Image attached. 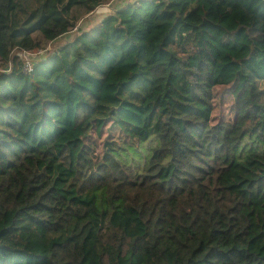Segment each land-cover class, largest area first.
Masks as SVG:
<instances>
[{"label": "trees", "instance_id": "trees-1", "mask_svg": "<svg viewBox=\"0 0 264 264\" xmlns=\"http://www.w3.org/2000/svg\"><path fill=\"white\" fill-rule=\"evenodd\" d=\"M111 1L0 0V264H264V0Z\"/></svg>", "mask_w": 264, "mask_h": 264}, {"label": "rangeland", "instance_id": "rangeland-1", "mask_svg": "<svg viewBox=\"0 0 264 264\" xmlns=\"http://www.w3.org/2000/svg\"><path fill=\"white\" fill-rule=\"evenodd\" d=\"M141 1H138V2H135V3H139ZM134 4V3H133ZM114 7V6H113ZM112 7V9H113ZM111 7L109 6L108 8H106V11L107 10H112ZM109 12V11H108ZM79 25H78V28L79 29H86L87 26H90V25H93L95 23V19L94 20H91V18H87L86 20H82L81 22L78 20ZM76 23V25H77ZM73 35V32L67 34L66 38L67 40L70 39ZM38 38V37H36ZM40 41L41 39L38 38ZM60 40H64V38L60 39ZM58 42L54 43V44H57ZM41 45H43V47L47 48V44H45V42L41 41ZM43 53V52H41ZM45 53V52H44ZM19 55V54H18ZM44 56V54H43ZM21 58V57H20ZM231 106V99L228 97L227 93L226 92H223L220 94V92L217 90L216 91V94H215V97H214V101H213V108H212V111H211V118H212V122L216 121L217 119H226V120H229L231 117H232V113L231 111L229 110ZM140 148H147V145H142ZM141 152L142 149H141ZM129 159L133 160V162H136V158L137 157H132V155L130 156H127ZM140 159H143V155L141 154L140 156Z\"/></svg>", "mask_w": 264, "mask_h": 264}, {"label": "crops", "instance_id": "crops-1", "mask_svg": "<svg viewBox=\"0 0 264 264\" xmlns=\"http://www.w3.org/2000/svg\"><path fill=\"white\" fill-rule=\"evenodd\" d=\"M138 1H144V0H112L107 5H104V6H101V7H97L93 12H91L90 14L84 16V18H91V20L94 17H96V16H97V18H101V17L104 16L105 13L113 12L115 10H118V9H121V8L125 7L126 5L133 4V3L138 2ZM109 6L111 7V9H112L113 6L114 7H113L112 10H107L106 11V8H108ZM84 18H82V19H84ZM62 38H65V37H62Z\"/></svg>", "mask_w": 264, "mask_h": 264}, {"label": "built area", "instance_id": "built-area-1", "mask_svg": "<svg viewBox=\"0 0 264 264\" xmlns=\"http://www.w3.org/2000/svg\"><path fill=\"white\" fill-rule=\"evenodd\" d=\"M74 30V29H73ZM44 52L43 50H39L36 53H29L25 51H21L17 54V56L20 58L21 61V70L22 73L27 74L31 71L32 68V62L37 59L42 53Z\"/></svg>", "mask_w": 264, "mask_h": 264}, {"label": "clouds", "instance_id": "clouds-1", "mask_svg": "<svg viewBox=\"0 0 264 264\" xmlns=\"http://www.w3.org/2000/svg\"><path fill=\"white\" fill-rule=\"evenodd\" d=\"M39 57H37V59H38Z\"/></svg>", "mask_w": 264, "mask_h": 264}, {"label": "water", "instance_id": "water-1", "mask_svg": "<svg viewBox=\"0 0 264 264\" xmlns=\"http://www.w3.org/2000/svg\"><path fill=\"white\" fill-rule=\"evenodd\" d=\"M41 55H42V54H41ZM41 55H40V56H41ZM40 56H39V57H40Z\"/></svg>", "mask_w": 264, "mask_h": 264}]
</instances>
